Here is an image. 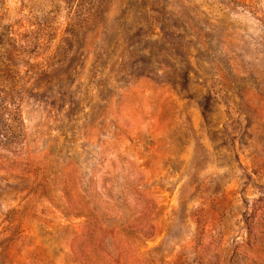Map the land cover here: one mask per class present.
Here are the masks:
<instances>
[{"label": "rangeland", "instance_id": "1", "mask_svg": "<svg viewBox=\"0 0 264 264\" xmlns=\"http://www.w3.org/2000/svg\"><path fill=\"white\" fill-rule=\"evenodd\" d=\"M0 264H264V0H0Z\"/></svg>", "mask_w": 264, "mask_h": 264}]
</instances>
